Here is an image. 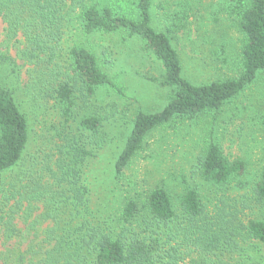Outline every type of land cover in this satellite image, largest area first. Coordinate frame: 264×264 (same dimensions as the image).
I'll use <instances>...</instances> for the list:
<instances>
[{"label":"trees","instance_id":"1","mask_svg":"<svg viewBox=\"0 0 264 264\" xmlns=\"http://www.w3.org/2000/svg\"><path fill=\"white\" fill-rule=\"evenodd\" d=\"M225 3L244 38L239 75L193 85L182 77L169 38L185 18L182 12L164 13L170 28L162 32L152 25L153 0H0L2 31L7 40L23 42V58L31 65L21 87L0 80V264H244L233 258L239 243L264 245V220L242 222L240 211L212 205L197 187L177 199L160 186L141 199L126 197L117 207L108 195L93 204L84 170L107 141V116L94 109L76 132L69 128L77 101L92 102L102 88L121 94L88 48L69 43L72 33L139 39L142 50L160 62L158 84L169 93L162 110L135 115L113 164L115 183L149 133L174 120L216 113L237 98L264 74V0ZM183 6L192 11L191 3ZM6 61L0 53V62ZM21 101H54L61 119L56 136L44 145L48 152L37 150L24 169L30 135ZM244 170L243 160H229L212 140L197 158L198 176L217 191H230ZM254 194L264 204V165ZM252 259L251 264L263 263Z\"/></svg>","mask_w":264,"mask_h":264},{"label":"rangeland","instance_id":"2","mask_svg":"<svg viewBox=\"0 0 264 264\" xmlns=\"http://www.w3.org/2000/svg\"><path fill=\"white\" fill-rule=\"evenodd\" d=\"M185 2L192 4V11L184 9ZM225 5V0H153L152 25L158 31L166 32L170 28L164 21V13L173 9V13L182 12L185 16L182 23H176L169 38L182 63V77L193 85L239 75L244 38L238 29L237 18ZM2 29L4 27L0 26V42L4 40L0 53L7 57V61L0 62V80L6 87H13L15 82L14 87H21L28 78L27 69L31 65L23 58V42L7 40ZM68 38L69 43H81L88 48L121 90L120 94L114 89L102 88L92 102L77 101L69 124V128L76 132L79 121L95 112L94 109L107 116L103 128L107 141L98 156L87 162L84 170L92 189L93 204L100 205L108 195L115 200L113 205L117 207V203L126 197L141 199L160 186L177 199L189 188L197 187L212 205L240 211L238 217L242 222L264 220V204H257L254 194L264 165L263 73L218 112L203 114L194 120H174L149 133L122 179L115 183L113 164L125 145L135 115L139 111L158 112L168 102L167 89L158 84L162 74L160 62L142 50L139 39L126 42L119 33L86 38L72 33ZM18 95L19 91H16V97ZM21 102L18 104L26 114L30 135L21 161L24 169L37 150L48 152L44 145L56 136L61 119L54 101ZM210 140L221 147L229 160L239 159L245 163L243 175L230 191L206 187L196 172L197 158ZM238 247L241 249L233 251L235 260L251 264V258L258 257L264 264L263 244L249 240L239 243Z\"/></svg>","mask_w":264,"mask_h":264}]
</instances>
